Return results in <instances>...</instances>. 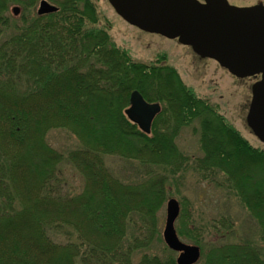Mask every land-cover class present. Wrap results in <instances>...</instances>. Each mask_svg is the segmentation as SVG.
<instances>
[{
  "label": "trees",
  "instance_id": "16d2710c",
  "mask_svg": "<svg viewBox=\"0 0 264 264\" xmlns=\"http://www.w3.org/2000/svg\"><path fill=\"white\" fill-rule=\"evenodd\" d=\"M37 1L0 0V264H162L157 256L136 259L134 253L156 231L164 177L151 172L124 183L102 155L143 166L179 163L184 156L175 132L196 119L204 152L198 167L225 173L261 227L264 244V149L186 87L172 66L133 61L105 29L92 25L98 15L91 0H49L58 11L22 18L21 27L11 24L12 3L26 9ZM134 89L163 104L151 134L125 114ZM60 127L81 143L68 154L85 180L77 195L51 189L64 158L46 134ZM187 225L181 235L191 230ZM64 226L76 230L79 244L51 239L48 230ZM130 226L139 236L128 240ZM202 258L203 264H264V254L249 241L214 243Z\"/></svg>",
  "mask_w": 264,
  "mask_h": 264
},
{
  "label": "rangeland",
  "instance_id": "374dc122",
  "mask_svg": "<svg viewBox=\"0 0 264 264\" xmlns=\"http://www.w3.org/2000/svg\"><path fill=\"white\" fill-rule=\"evenodd\" d=\"M91 1L98 15V22L92 25L105 29L115 45L126 50L133 61L151 65L162 61L172 66L186 87L199 98L210 102L228 124L252 146L264 149V143L252 132L246 121L251 86L256 80L255 77L237 78L215 60L199 57L190 46L132 26L117 14L108 0ZM259 1L264 2L229 0L236 5H252ZM39 3L40 0L26 9L20 3H12L7 16H15L12 12L14 6H19L20 12L10 21L11 24L21 27L24 23L22 18L29 21L32 16L38 15ZM175 133L174 144L184 157L179 163L176 161L174 166L149 164L143 166L138 160L118 155H102L109 171L124 183H137L151 172L164 177L165 202L156 212V231L150 242L134 253L136 259L143 255L157 256L162 264L171 258L176 260L178 253L171 250L163 238L169 198H175L181 206L180 217L175 222L180 239L189 245L197 244L201 249V255H204L214 243L247 241L252 242L254 247L264 254L261 227L227 182L225 173L222 171L212 173L198 167L197 160L204 157L199 120L180 126ZM46 140L64 158L58 165L56 180L52 181V191L62 196L79 194L83 190L85 180L80 170L68 160L69 152L81 147L79 139L67 128L60 127L50 129L46 134ZM137 220L138 223H142L141 220ZM223 220L226 221V225L222 224ZM185 223L191 230L181 235L179 228ZM135 230V227L130 226L126 239L139 236V232L135 233ZM48 234L57 243L80 242L78 233L71 226L50 228ZM197 264H203L202 257Z\"/></svg>",
  "mask_w": 264,
  "mask_h": 264
},
{
  "label": "water",
  "instance_id": "95a60500",
  "mask_svg": "<svg viewBox=\"0 0 264 264\" xmlns=\"http://www.w3.org/2000/svg\"><path fill=\"white\" fill-rule=\"evenodd\" d=\"M115 11L128 23L151 33L177 38L201 57L216 60L238 77L260 75L252 85V100L246 121L264 143V4L237 6L228 0H109ZM58 7L41 0L38 13L57 11ZM18 14L20 8H13ZM126 114L149 133L160 112L158 102H149L138 90L130 94ZM180 205L175 198L167 201L163 230L166 244L180 254L177 264H194L200 247L184 243L175 229Z\"/></svg>",
  "mask_w": 264,
  "mask_h": 264
}]
</instances>
